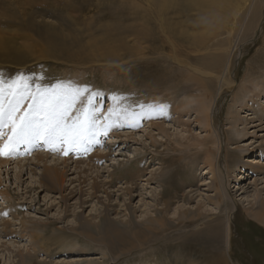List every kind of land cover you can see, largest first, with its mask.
I'll return each mask as SVG.
<instances>
[{
	"label": "rangeland",
	"instance_id": "374dc122",
	"mask_svg": "<svg viewBox=\"0 0 264 264\" xmlns=\"http://www.w3.org/2000/svg\"><path fill=\"white\" fill-rule=\"evenodd\" d=\"M26 1L0 0V12H11V16ZM34 2L39 8L28 5L26 14H46L57 29L30 23V17L21 15L17 26L26 38L0 28L1 40L15 38L12 41L22 44L28 55L25 63L31 64L26 69L0 65V80L10 79L12 72L22 75L20 84L31 87L25 109L22 100H16L24 117L36 106L39 93L46 90L43 100L52 102L55 121L49 125L38 113L49 143L31 149L19 143L21 153L16 158L10 149L2 154L10 162H0V264H219L215 257L220 246L225 254V241L220 246L213 244L206 228L207 221L218 216L223 226L226 208L234 210L230 224L232 260L225 254L226 262L264 264V224L245 213L256 200L264 199V95L260 92L264 89V6L258 25L248 34L233 37L231 77L235 85L225 89L214 105L209 133L202 120L197 121L198 106L181 105L186 103L184 94L162 76L163 70L174 74L184 71L169 57L171 50L154 22L159 19L155 8L153 12L146 9H151V1ZM55 16L72 19L62 28ZM172 19L182 18L176 14ZM140 31L155 41L143 46L149 47L143 51L144 57L136 51L132 58L135 50L130 48L141 38ZM35 45L45 47L52 58L35 63L39 56L33 52L37 51ZM108 49L120 50L124 60L106 61L103 56ZM180 54L186 55L185 50ZM189 57L196 54L191 51ZM253 81L260 90L254 88ZM73 88L81 90L75 93ZM194 94L189 100L196 97ZM12 101L11 97L10 110ZM57 107L61 110L55 112ZM71 109L88 132H60L59 121ZM70 121L76 119L71 117ZM215 129L217 140H221L219 156L213 143ZM5 133L9 143L15 132ZM207 152L221 157L228 191L224 207L213 201L216 193L210 185L211 176L206 175ZM53 165L64 170L63 190L41 187L44 168ZM93 186H98L96 194ZM127 189H133V198ZM166 202L170 207L164 212ZM162 217L168 219V231L155 236L146 230L142 236L145 241L136 240V229H145L146 221ZM178 218L198 221L199 236L192 235L196 223L173 226L171 222ZM7 223L11 234L4 232ZM23 224L29 230L22 231ZM33 228H39L46 239L65 236L67 242L52 245L50 252L42 250V242L47 240L32 238ZM187 241L192 242L190 250L181 246Z\"/></svg>",
	"mask_w": 264,
	"mask_h": 264
},
{
	"label": "bare ground",
	"instance_id": "6f19581e",
	"mask_svg": "<svg viewBox=\"0 0 264 264\" xmlns=\"http://www.w3.org/2000/svg\"><path fill=\"white\" fill-rule=\"evenodd\" d=\"M27 1L24 5L18 6V9L20 10V11L18 10L19 13L13 11V13L15 14L12 13V15L9 16L11 12L10 13L7 12L9 14H4L6 13L5 10H3V13L0 12V21L4 20L6 22V24H4L3 21L2 22L3 25L0 26V28L4 30L9 29L8 32L14 33L18 37L22 36L26 38L27 36L25 37L24 32L17 26L19 25L17 24L18 23L17 21L20 20L18 15H21V18L24 17V19H26V17H30L31 19L30 23L38 22L39 26L43 28H49L52 31H54V29H57L54 28V25L51 21L47 20L48 17L46 14L41 15L39 13V15H37L38 11L32 12V14L30 15L26 14V10L28 9L26 6L29 5L31 6V8L38 7L37 4L33 5L35 3L34 1H38V0H27ZM146 1L147 2L151 1V3L149 4L152 5L151 9L146 7L148 11L153 12L152 8H155L156 14L159 19L155 20L154 22L159 25L160 32L163 35L164 43L166 42L165 44H167L169 49L171 50V54H169V57L172 58V60L180 68L183 69L182 71H184L183 73L174 74L169 70H163L164 73L162 72L163 73L162 76L163 75L164 77L167 76V81L170 82L172 86L180 89L184 94L183 100H185L186 103H183L182 101L181 105L184 104V106L192 107L194 104H196L198 106L196 107V111L194 110L198 115H200V119L197 117L198 118L197 121L201 122L202 120V122L204 123L203 125H205L207 129V132L210 133L212 130V124L214 123V113L216 111L214 105L217 104V100L219 96L222 94V92H224L225 89H232L235 85V81L231 77L232 61L235 52L234 51L235 46H233V37L238 36L239 34H244V32L245 34H248L251 30L254 29V27L258 25V23L261 21L260 18L263 12L264 1H261L260 3H258L257 0H146ZM176 14H179L180 18H182L183 20L180 19L179 21H174L172 18ZM66 17H67L66 19L56 17L57 20L61 22L60 25L62 28L64 26L67 27L66 21L72 19V17L71 19L69 16ZM165 17H167L168 19H166ZM51 19H53V17H51ZM144 27H145L144 25H140V28H144ZM140 33H141L140 34L141 38H139L138 42H134L133 46L130 48L135 50V51H131V57L133 56V53H135L136 51L139 55L144 57L145 54L143 51L147 48L149 49V47H143V46L146 45L147 43L149 45L155 41V39L153 40L151 38L150 34H145L146 32L144 31H140ZM61 38L63 39V37ZM1 39L2 37L0 36V65L8 64L11 66H21L22 69H26L29 65H31L30 63L27 62L25 63V61L28 59V55L25 54V51L23 50L24 46L23 47L21 46L22 44L19 43L20 46H18V44L14 43L12 40H14L15 38H13L11 41H9L8 39L5 40L4 38H3L4 40ZM134 46H137L138 48ZM43 48L44 49L40 48L39 45L38 46L35 45V50L37 51H33V52L39 53V56L36 57L35 59V63L41 61H47L52 58L51 56H49L48 50L46 51L45 47ZM183 50H185L186 55L180 54L181 51ZM191 51L196 54L195 58L192 59L190 57L188 58ZM106 52L109 53H105L103 57L108 62L111 61L115 62L116 60L121 62L122 60H124L125 54L122 55L120 50L111 52L108 49ZM73 62L77 63V61H70V63ZM9 74L11 75L10 79L0 80V127H2L0 133V162H2L3 164H7L10 162V160L7 157L2 155L4 154V151H6L7 149H10V151H12L11 153H13V156H15V158L16 156H18L19 153H21L19 152V148L17 146V144L19 143H21L22 145L25 144L27 149H31L36 146L38 147V145L40 144L46 145L45 143H49L48 138H46V136L42 131L43 130L41 123L42 121H40L38 113H41L43 115V118L45 117V120L49 125L55 121L54 114L52 112L53 108L51 106L52 102L51 101L47 102L43 100L46 90L39 93L40 95L38 96V100L36 101V106L33 107L30 113L24 117V113H22V109H25L23 107L24 106L26 107L27 105L26 100L28 99V93L31 87L29 88L28 86L19 83L22 75L20 74L15 75L12 72ZM252 85L254 86V88L260 90L256 81H253ZM80 90L81 89L77 90V88H73V91L74 92L76 91L75 93H79ZM189 90H191V92H189ZM260 92L261 94L264 95V89L263 91ZM193 93H195L194 95L196 97H193L192 100H189V98L193 96ZM11 97L13 98L12 102H14V104L12 106L14 107L10 110L8 108V101L11 99ZM19 98L22 100L21 102L23 104L22 109L18 108L16 104V100H18ZM254 100L255 97L252 96L251 101ZM59 110H61L60 107L55 108V112ZM9 111H11V113ZM69 112L70 114L68 116L64 117L61 121H59L61 125L60 132H88L86 127L82 126L83 124H81V120L78 121V118H76L77 112L73 109L69 110ZM9 113L11 115H9ZM71 117H74V119H76L74 123L70 121ZM7 121L8 123H6ZM2 132L3 133L15 132V135L11 137V139L9 138L10 140L9 143H6L5 140V138H7L6 133L2 134ZM216 134L217 131L215 129L214 136L216 141L215 142L213 141V143H215V146L217 148V154L219 156L221 150L220 148L221 140L220 141L217 140ZM77 140L80 141L79 137ZM6 145H9V147L8 146L6 147ZM206 145L207 143L201 145V147ZM68 149L70 150V147H67L65 149L66 155L68 153ZM210 152H207L208 158L207 161L205 160L208 167L207 171H209L206 172V175L208 174L209 176H211L210 185L211 187H214L216 193L215 198L213 199V201H215L214 203H216L219 207L221 205L224 207V205H226L225 203L228 198L227 195L228 191L226 190L224 183L226 175H224V169L220 164L221 157H218L217 154L213 157V155L210 154ZM41 159L43 158L41 157ZM65 163L66 160L64 161L63 164ZM65 168H67L68 171L70 170V168L68 169L67 166ZM131 173L133 172L131 171ZM63 176H64V170L60 171V169H58L54 165L47 166L44 168L43 177L42 180H40L41 187L46 186L48 189H53V190L61 188V190H63L64 187L62 185V183L64 182ZM233 184L234 182L232 183L231 186L235 188L236 186H234ZM92 189L95 192V194L98 192V186L96 187L93 186ZM133 192H134L133 189L126 190V193L130 194V198L134 197V195H132ZM93 196L94 194H90V197ZM63 198H65L64 200L67 199V197H63ZM162 198H165L164 193L162 194ZM256 199L258 198H255V200ZM256 204L258 205V207L254 208ZM250 206L251 209L247 208L245 210L247 216L254 219L255 221L264 224V199L256 200L255 204L252 203ZM21 207L22 204L18 206V208ZM164 207L165 208L162 211L165 212L170 207V203L166 202ZM254 209H257V211H255ZM233 213L234 210H232V208L224 209L223 226H221L222 223L221 217L218 216L207 221L209 222V226L206 228L208 236L212 238L213 244L215 243L220 246L223 245L225 241V254L227 255L229 261L232 260L231 250H230V245H231L230 224ZM197 215L201 217L200 213H198ZM167 222L168 219L162 217L156 220H148V222L146 221L145 224L142 223L141 225L144 224L145 226L144 225L143 226L145 227V229L142 228V226L141 228H139L138 226L139 229H136V231H134L136 240L144 242L145 240L142 236L145 235L144 232L146 230L151 231L152 233L155 234V236L159 234V232L161 231L163 232L168 231ZM189 222L190 221L187 222L186 220H182L181 218H178L177 220L171 222V224H173V226L179 227L180 225L186 223L189 224ZM197 222L198 221L196 222L191 221L190 223L191 224L196 223L192 235L198 237L200 234V230H198L197 228H199L200 225ZM9 225L8 223L4 225V229H5L4 232L11 234L13 233V231L10 230V232H8L7 230ZM26 230L29 229L26 228V226L23 224L22 231L25 232ZM31 235L32 238L34 237L37 238L38 242L47 240L46 242H42V247L40 248L42 250L44 248L46 251L49 252H50L49 249L52 248V245L63 244L67 242V238L65 236H58V237L50 236L48 239H46L45 238L46 236L42 234V231H39V228L36 229L33 228L31 231ZM181 246L183 249H189V250L192 249L193 247L192 242H188V241L182 244ZM220 250L221 252L220 254L217 255V257H215L216 258L215 260L219 262V264H228L225 260L226 256L221 246H220ZM21 264H25V262L22 261Z\"/></svg>",
	"mask_w": 264,
	"mask_h": 264
}]
</instances>
